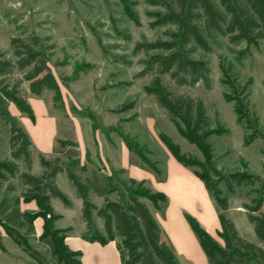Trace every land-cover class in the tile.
I'll list each match as a JSON object with an SVG mask.
<instances>
[{"label":"rangeland","instance_id":"374dc122","mask_svg":"<svg viewBox=\"0 0 264 264\" xmlns=\"http://www.w3.org/2000/svg\"><path fill=\"white\" fill-rule=\"evenodd\" d=\"M136 1L0 0V53L11 56L12 38L36 37L60 87L62 102L57 104L52 93L38 98L27 85L21 87L22 95L34 110L35 121L13 104L10 111L33 142L30 173L46 174L45 184L57 187L71 203L68 207L58 198L50 200L53 214L61 217L55 222V229H72L67 237L91 239L96 233H104V225L96 213L91 225L83 220V201L72 188L67 172L49 177L55 168L73 172L90 188L89 201L103 207L106 200L127 205L128 190L137 189L141 177L134 168L154 172L137 150L166 173L168 160L176 159L162 136L170 138L183 154L200 162L204 160L199 148L180 135L167 112L145 92L155 75L148 63L156 53L147 54L139 48L167 40L172 29H152L146 12L157 9L142 2L131 9V3ZM130 12L137 16L141 26L130 19ZM208 44V52L197 49L194 55L209 70L208 85L199 82L193 88L181 87L168 76L164 82L176 95L203 100L211 128L228 131L209 140L214 150L213 165L219 174L208 176L212 196L227 200L226 210L218 207L239 235L262 247L248 220V208L254 198L264 197V40L254 43L219 37L210 39ZM245 85L249 96L242 92ZM226 94L233 102L226 101ZM238 101L245 111L243 123H239L236 113ZM249 135L256 139L247 145ZM9 139V126L0 119V244L5 250L0 247V264H38L14 242L6 228L14 229L42 264H59L53 256L52 241L41 239L45 219L30 217L39 212L37 204L24 202L26 187L18 176L10 175L15 165L19 174L26 169L22 162L11 158ZM129 143L136 150H130ZM41 157L50 163L48 168L41 165ZM191 169L205 175L198 167ZM238 172H246L255 180L235 187V192L230 193L221 178ZM145 188L154 192L147 184ZM193 191L191 199L201 213L207 205L199 191ZM141 201L155 216L158 211L155 204L148 199ZM158 204L162 208L160 213L166 217L168 206L162 207L160 201ZM191 217L199 223L197 217ZM183 218L187 221L189 217ZM196 257L192 263L180 259V264H209L207 255Z\"/></svg>","mask_w":264,"mask_h":264},{"label":"trees","instance_id":"16d2710c","mask_svg":"<svg viewBox=\"0 0 264 264\" xmlns=\"http://www.w3.org/2000/svg\"><path fill=\"white\" fill-rule=\"evenodd\" d=\"M141 2L146 7L157 9L156 12H146L152 29H172L167 33V40H157L139 48L147 54L156 53L151 56L148 63L149 69L155 71V75L151 84L145 87V92L153 96L167 112L180 135L199 148L204 160L200 162L183 154L180 147L166 136H162L161 140L179 163L188 168L198 167L205 172V175L198 171L194 173L212 194L208 176L210 173L215 176L219 174L213 165L214 150L209 140L214 135L228 134V131L224 128L222 131L213 130L204 101L188 95H176L165 85L164 77L168 76L181 87L193 88L199 82L208 85L209 70L203 61L194 57L196 50L208 52L209 40L219 37L254 43L263 41L264 0H137L131 3L130 8H135ZM129 15L137 26H141L133 12ZM39 46L36 37H15L10 40L11 56L9 57L6 52L0 53V119L9 126L11 158L22 162L26 169L19 174L18 166L15 165L11 168L10 175L18 176L26 187L22 195L24 202H36L39 212L30 217L45 219L41 239L52 241L53 256L60 264H82L81 253L71 251L65 244L67 234L72 229H55L54 224L61 217L54 215L50 207L51 197L60 199L68 207L71 203L57 187L45 184L46 174L37 176L30 173L33 166V142L10 111V104H13L22 114L35 121L34 110L21 93L23 85H27L35 97L43 98L46 94L52 93L56 104L62 102L60 87ZM247 89L248 85H245L242 92L246 94ZM225 99L228 103L233 102L228 94L225 95ZM235 108L239 123H243L245 111L240 101ZM255 139L256 137L249 135L245 144L250 145ZM128 145L130 150H136L131 143ZM136 152L154 172L160 173L156 163L143 157L142 151ZM40 163L47 168L50 166L43 157ZM65 171L76 195L83 201V220L91 225L93 215L96 213L104 225L103 234L96 233L91 239L86 236L85 238L103 245L118 240L122 264H180L162 227L147 204L141 201L150 200L160 211L162 208L158 202L165 205L168 202L166 195L152 192L145 188V182H141L137 189L128 190L127 205L106 200L103 207H98L89 201L90 188L70 170L58 167L49 177L55 178L57 174ZM221 179L226 183L230 193L235 192V187H242L255 180L254 176L246 172L233 173ZM215 201L226 210L228 206L226 199L215 198ZM263 203L264 197L254 198L252 206L248 208L250 212L248 220L254 226L256 236L263 243L262 247L243 239L235 225L224 215L220 216L222 225L220 237L224 245L216 241L195 219L188 218L209 264H264V214H261ZM256 213L260 214L255 215ZM6 231L25 253L38 264H42L37 255L24 246V242L14 229L6 228ZM0 247L5 251L2 244Z\"/></svg>","mask_w":264,"mask_h":264},{"label":"crops","instance_id":"0c3cea01","mask_svg":"<svg viewBox=\"0 0 264 264\" xmlns=\"http://www.w3.org/2000/svg\"><path fill=\"white\" fill-rule=\"evenodd\" d=\"M45 112L49 113L47 108ZM167 166V171L164 174L161 170H159L161 172L159 174L143 172L137 168H134V170L135 174L141 176L137 182H149L146 184L154 192L166 195L168 199L165 204L168 206L166 217H163L160 213L161 210H158L155 213V218L166 232L169 243L173 247L179 262L180 259H185L192 263L197 259V255L206 256V254L189 221H185L183 215L197 217L200 226L221 244L222 225L220 216L222 213L205 183L195 175L191 168L185 167L174 159L168 160ZM193 190L199 191V195L203 197L207 205V209L203 208L201 213H198L195 208L196 202L191 199V195L194 193ZM33 203L36 204L35 202L29 204ZM162 207H164V204ZM261 214H264V203ZM65 244L71 251L81 253L82 264H122L118 250V240L109 241L103 245L97 241H90L85 236H75L66 237Z\"/></svg>","mask_w":264,"mask_h":264}]
</instances>
